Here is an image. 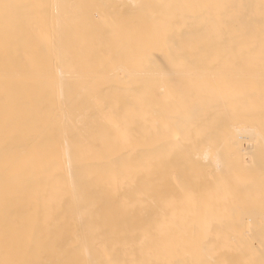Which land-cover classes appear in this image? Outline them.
Returning a JSON list of instances; mask_svg holds the SVG:
<instances>
[{"label": "bare ground", "instance_id": "obj_1", "mask_svg": "<svg viewBox=\"0 0 264 264\" xmlns=\"http://www.w3.org/2000/svg\"><path fill=\"white\" fill-rule=\"evenodd\" d=\"M262 144L264 0H0V264H264Z\"/></svg>", "mask_w": 264, "mask_h": 264}, {"label": "rangeland", "instance_id": "obj_2", "mask_svg": "<svg viewBox=\"0 0 264 264\" xmlns=\"http://www.w3.org/2000/svg\"><path fill=\"white\" fill-rule=\"evenodd\" d=\"M252 155H253V156H252ZM252 155H248V154H247V156L244 155V159H245L246 163L248 164V165H247V168H248V166L251 165V168H248V170H247V168H245L244 175H245V176H248L249 174H250V175H252V174H256L257 176H261V177H262V178H259L258 181H260V179H263V176H264V170H263V169H264V165H263V163H264V160H263V159H264V144L260 145V146L258 147L257 151H256L255 153H253ZM254 156H255V157H254ZM261 156H262V157H261ZM250 157H252V158H250ZM253 157H254V158H253ZM256 158H257V159H256ZM260 158H261V159H260ZM258 159H259V160H258ZM260 161H262V163H261ZM256 162H257L258 164H256ZM261 164H262V165H261ZM253 166H254V167L256 166V167L254 168ZM259 166H260L261 168H260ZM257 168H258L259 170H258ZM262 168H263V169H262ZM249 169H250L251 172L249 171ZM260 169H261V170H260ZM246 170H247V171H246ZM255 170H256L257 172L260 171L261 175H260V173L257 174ZM253 171H255V173H254ZM262 171H263V172H262ZM245 173H246V174L248 173V174L246 175ZM251 173H252V174H251ZM262 174H263V175H262ZM248 177H250V176H248ZM263 181H264V180H263ZM263 181H262V182H263ZM260 182H261V181H260ZM262 182H261V183H262ZM261 183H259V185H260ZM263 185H264V182H263ZM261 188H262L263 191L260 189V190H261L260 192H262V194H263V192H264V186H262ZM262 194H260V196H262ZM263 196H264V194H263ZM263 196H262V197H263ZM250 199H251V200H250ZM261 199H262V198H261ZM263 199H264V198H263ZM248 200H249V201H248ZM248 200L246 201V203L248 202L247 204L249 205V203H252V198H249ZM247 204H246V205H247ZM263 204H264V202H263Z\"/></svg>", "mask_w": 264, "mask_h": 264}]
</instances>
